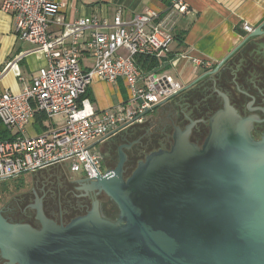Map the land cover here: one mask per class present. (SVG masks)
<instances>
[{
    "label": "water",
    "instance_id": "obj_1",
    "mask_svg": "<svg viewBox=\"0 0 264 264\" xmlns=\"http://www.w3.org/2000/svg\"><path fill=\"white\" fill-rule=\"evenodd\" d=\"M263 27L264 20L197 79L217 73L248 39L261 36ZM216 92L222 105L209 117L200 146L188 139L191 121L183 129L174 126L169 149L148 153L126 178L121 148L113 170L87 178L89 190L114 202L115 220L104 217L95 200L85 214L57 223L36 198L31 207L39 227L9 221L0 211V259L5 264H264V131L254 138L257 117L240 115L224 92Z\"/></svg>",
    "mask_w": 264,
    "mask_h": 264
},
{
    "label": "built area",
    "instance_id": "obj_2",
    "mask_svg": "<svg viewBox=\"0 0 264 264\" xmlns=\"http://www.w3.org/2000/svg\"><path fill=\"white\" fill-rule=\"evenodd\" d=\"M63 6L54 0H0V10L13 16L19 39L33 45L28 53L47 61L27 80L18 76L23 82L19 92L0 91V123L12 135L0 139V180L59 162H67L72 174L94 178L103 173L94 142L141 122L147 110L184 85L170 74L145 70L138 63V58L171 60L175 23L186 11L182 0L129 19H123L118 9L111 20L81 17L69 23H61ZM52 23L61 25L58 33L50 31ZM244 29L251 31L248 25ZM82 53L93 60L87 69L80 64ZM201 64L205 70L212 67L208 60ZM94 79H122L126 98L96 109L83 95ZM37 113L44 120L60 118L61 122L46 125L41 133L28 132Z\"/></svg>",
    "mask_w": 264,
    "mask_h": 264
},
{
    "label": "flooded vegetation",
    "instance_id": "obj_3",
    "mask_svg": "<svg viewBox=\"0 0 264 264\" xmlns=\"http://www.w3.org/2000/svg\"><path fill=\"white\" fill-rule=\"evenodd\" d=\"M215 66L216 64L202 71L183 86ZM216 89L228 96L240 115L257 117L258 121L252 123L251 133L258 139L264 131V33L248 39L227 58L217 73L204 75L158 106L157 108L161 107L166 111L165 121L160 129L150 132L149 128L142 126V121L131 123L101 141L97 146L101 161L106 166L104 171L113 170L121 148L126 155V178L148 153L157 149H169L174 126L183 129L191 121L194 124L188 139L200 146L208 132L209 117L222 105V98ZM180 95L184 101L180 106L172 107L171 101ZM62 176L60 179L55 177V184L49 191L40 190V193H37L33 190L30 194L20 193V204H8L7 208L0 209L2 215L9 221L25 222L39 227L35 210L31 207L36 198H39L46 216L57 223L66 224L72 218L85 214L97 200L101 214L110 220L116 219L118 210L114 202L102 191L89 190L87 187L90 181L87 178L74 176L69 171ZM0 264H5L3 259H0Z\"/></svg>",
    "mask_w": 264,
    "mask_h": 264
},
{
    "label": "crops",
    "instance_id": "obj_4",
    "mask_svg": "<svg viewBox=\"0 0 264 264\" xmlns=\"http://www.w3.org/2000/svg\"><path fill=\"white\" fill-rule=\"evenodd\" d=\"M53 1V0H52ZM62 3L59 16L61 23H69L81 17H96L111 20L118 9L123 19L146 10H162L171 0H54ZM186 11L178 15L173 30L174 40L169 57L154 61L152 70L172 75L186 84L205 70L201 62L208 60L212 67L224 58L248 34L244 25L251 30L264 20V0H182ZM61 25L52 23L50 31L58 33ZM33 45L19 39L13 28V16L0 10V91L19 92L22 81L37 73V69L47 65L43 56L28 53ZM198 60L200 63H196ZM92 58L87 53L80 56L82 68L92 65ZM143 60H141L142 62ZM150 62V60H147ZM10 65L6 67L7 63ZM141 66V65H140ZM172 68L173 74L165 68ZM149 68H144L148 70ZM159 69H161L159 71ZM88 99L98 109H106L117 104L126 96L122 79L107 82L94 79L88 86ZM158 109L154 107L153 110ZM35 118L27 126L31 133H41L46 125L61 122L60 118L44 120ZM40 115V114H39ZM98 145V144H97ZM93 148L100 153L99 147Z\"/></svg>",
    "mask_w": 264,
    "mask_h": 264
},
{
    "label": "rangeland",
    "instance_id": "obj_5",
    "mask_svg": "<svg viewBox=\"0 0 264 264\" xmlns=\"http://www.w3.org/2000/svg\"><path fill=\"white\" fill-rule=\"evenodd\" d=\"M168 73H174L170 66L165 68ZM161 69H159L160 71ZM127 95V93H125ZM125 95V96H126ZM126 98V97H125ZM184 101L182 95L178 96L176 99L171 101V106L178 107ZM150 110H153L150 109ZM146 111L143 114L142 126L149 128V131H155L161 128L165 121V113L161 107L155 111ZM101 161V160H100ZM106 166L103 161H101V171L104 172ZM68 171L67 162H59L58 164H53L51 166L39 169L35 172H23L20 175H15L13 177H7L0 180V209L7 208L8 204L13 206L20 201V193L24 192L30 194L33 190L40 193V190L46 192L52 189L56 179L55 177L63 178L62 175ZM74 176H83L82 172L73 174ZM54 182V183H53ZM17 201V202H16ZM20 204V202H19Z\"/></svg>",
    "mask_w": 264,
    "mask_h": 264
},
{
    "label": "trees",
    "instance_id": "obj_6",
    "mask_svg": "<svg viewBox=\"0 0 264 264\" xmlns=\"http://www.w3.org/2000/svg\"><path fill=\"white\" fill-rule=\"evenodd\" d=\"M141 60H143L141 62ZM148 58H138V63L141 65V67L144 69V68H149V67H152L153 64H154V61L149 59L150 62L147 61ZM85 97L88 96V91L86 90L85 94H83ZM43 115H37L36 118L40 119L42 118ZM11 133L5 128V126H3L1 123H0V139H9L11 137Z\"/></svg>",
    "mask_w": 264,
    "mask_h": 264
}]
</instances>
